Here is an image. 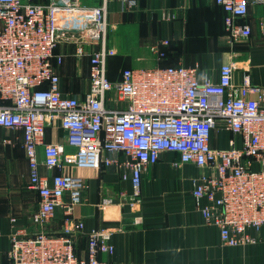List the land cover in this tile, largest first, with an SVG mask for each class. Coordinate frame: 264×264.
I'll list each match as a JSON object with an SVG mask.
<instances>
[{"label":"built area","instance_id":"1","mask_svg":"<svg viewBox=\"0 0 264 264\" xmlns=\"http://www.w3.org/2000/svg\"><path fill=\"white\" fill-rule=\"evenodd\" d=\"M214 2L224 13L227 44L251 36L252 27L243 19L252 6L261 7L258 25L264 34V0ZM126 3L136 5L135 0ZM107 4L0 0V128L20 134L28 161L26 186L37 194L31 228L10 217L8 264H107L100 255L114 250L113 230H85L75 208L84 201L86 182L66 166H114L119 178L132 185V193L122 192V199L137 207L142 174L162 152L177 154L174 167L192 163L201 170L192 180L195 206L205 224L218 228L222 244L254 242L248 228L264 224V87L247 75L235 83L233 62L222 63L215 80L208 71L198 78V63L161 65L168 39L149 46L155 65L126 67L111 81ZM61 41H71L77 57L88 56L90 84L81 99L61 91L55 63L62 56L54 53ZM54 122L72 152L46 142V128ZM222 130L231 133L224 149L211 145L213 132ZM1 142L12 144L13 138ZM112 201L104 197L98 205ZM58 207L61 227L55 232L47 226ZM83 235L87 245L81 255L76 244Z\"/></svg>","mask_w":264,"mask_h":264},{"label":"crops","instance_id":"2","mask_svg":"<svg viewBox=\"0 0 264 264\" xmlns=\"http://www.w3.org/2000/svg\"><path fill=\"white\" fill-rule=\"evenodd\" d=\"M80 1L86 5L101 2ZM135 2L136 5L128 7L126 0H107V46L111 52L107 58V76L111 81L118 80L126 67L155 65L149 46L168 39L166 63L187 66L198 63V78L208 71L215 80L219 66L233 62L235 83L247 75L252 84L264 87V34L258 25L260 6L250 7L243 19L252 27L251 36L231 46L225 40L223 12L214 0ZM74 48L71 41L59 42L54 53L62 59L55 67L61 91L81 99L89 88L90 67L88 56L77 57ZM3 137L13 138V143L3 144ZM211 137L212 146L224 149L231 133L222 130L213 132ZM45 140L61 143L65 152L73 151V147L65 144V133L58 122L46 128ZM22 146L19 133L12 135L0 128V264H8L10 217L17 218L15 224L31 228V213L37 208V194L26 186L28 161ZM38 155L42 157L40 147ZM176 158L174 152H162L157 163L144 171L140 182L141 203L137 207H130L122 199V192L132 193V185L119 178L114 166L99 169L66 166L69 173L86 182L84 201L75 208V216L84 221L85 230L97 227L113 230L114 250L101 254L100 258L107 264H264V224L258 230L248 228L254 242L237 246L222 244L218 228L205 224L195 206L192 180L201 170L192 163L174 167L172 161ZM253 167L258 168V164L254 163ZM104 197L111 198L112 203L99 206ZM201 200V206L207 204L205 198ZM61 211L60 207L56 209V218L47 229L58 232ZM76 245L83 255L86 236Z\"/></svg>","mask_w":264,"mask_h":264},{"label":"trees","instance_id":"3","mask_svg":"<svg viewBox=\"0 0 264 264\" xmlns=\"http://www.w3.org/2000/svg\"><path fill=\"white\" fill-rule=\"evenodd\" d=\"M218 6V5H217ZM219 7V6H218ZM220 8V7H219ZM221 9V8H220ZM222 10V9H221ZM223 12V11H222ZM223 15H224V13H223ZM223 29H224V23H223ZM224 32H225V29L223 30ZM166 59H167V52H166V57L161 61V65H172V64H168V63H166ZM175 65H177V64H175Z\"/></svg>","mask_w":264,"mask_h":264}]
</instances>
